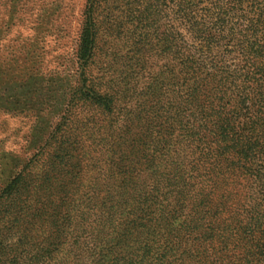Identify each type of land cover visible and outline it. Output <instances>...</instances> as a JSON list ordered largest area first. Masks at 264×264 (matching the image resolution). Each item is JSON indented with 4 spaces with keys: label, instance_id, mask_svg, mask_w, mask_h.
I'll list each match as a JSON object with an SVG mask.
<instances>
[{
    "label": "rangeland",
    "instance_id": "obj_1",
    "mask_svg": "<svg viewBox=\"0 0 264 264\" xmlns=\"http://www.w3.org/2000/svg\"><path fill=\"white\" fill-rule=\"evenodd\" d=\"M234 1L0 0V264H136L142 256L167 261L176 257L164 254L169 245L192 250L200 243L197 228H210L216 219L207 208L194 216L196 229L185 228L181 217L131 222L132 215L122 213L114 186L107 184L113 169L100 154L103 125L116 131L130 119L129 130L142 135L137 146L158 144L170 113L182 111L186 58L198 63L200 88L207 77L219 91L247 79L260 83L264 56H247L250 18L242 14L254 16L264 0H245L236 14L224 12ZM89 16L94 47L85 77L110 97L109 115L74 100L82 86L75 53ZM212 96L207 93L205 101L212 103ZM261 102L254 129L263 137ZM244 121L233 120L236 127ZM174 137L182 156L183 134L177 129ZM257 159L264 165V155ZM15 178L20 186L7 192ZM260 178L247 195L253 193V207L243 211L250 264H264L249 233L264 230V172ZM231 186L225 188L238 195L239 187ZM205 207L211 209L208 201Z\"/></svg>",
    "mask_w": 264,
    "mask_h": 264
},
{
    "label": "trees",
    "instance_id": "obj_2",
    "mask_svg": "<svg viewBox=\"0 0 264 264\" xmlns=\"http://www.w3.org/2000/svg\"><path fill=\"white\" fill-rule=\"evenodd\" d=\"M244 2L235 0L230 9L225 7L223 11L236 14ZM251 3L255 6L256 1ZM242 18H250L245 28L250 26L251 29L245 30L247 34L243 46L251 54L247 56L255 59L264 56V2L259 3L254 16L242 14ZM256 37L262 41L256 43ZM78 41L75 57L82 86L74 93V100L80 97L89 106L109 115L112 112L110 97L88 86L85 77L94 47L91 16L82 21ZM204 48L212 49L211 45ZM196 65L198 63L186 58L182 79V111L178 116L170 113L163 134L158 137V144L148 142L137 146L136 140L139 141L142 135H135L129 130L131 123L127 125V122L130 119H125L116 131L103 125L104 145L100 154L106 155L115 177L109 179L107 184L114 186L116 203L124 215H132L129 217L131 222L138 217L155 216L166 221L181 217L185 228L196 229L193 218L203 214L205 208L208 214L216 216L210 228L203 227L201 231L197 228L200 243L191 247L192 250L172 244L164 254L176 257L165 261L156 256L148 262L146 256H142L136 264H250L251 251L247 250L249 236L243 223V211L247 212L253 207L250 203L253 193L247 195L264 172V165H258L261 160L257 159L259 155H264V135L262 133V137L254 129L263 106L264 65L258 68L260 83L252 85L245 77L247 80L240 81V84H232L230 91L214 90L210 84L215 81L209 77L205 79L204 87L200 88L197 77L200 72ZM207 93L213 95L212 103L205 101ZM225 101L229 105L225 106ZM249 101L251 105L247 104ZM241 118L245 121L238 122L236 127L233 120ZM177 129L183 134L182 148L185 153L183 151L182 156L176 153L178 141L174 132ZM59 148L56 152L60 162L65 160V155L64 149ZM202 173L208 177L199 180ZM240 176L245 183H240ZM20 182L19 178H15L5 190L13 193ZM231 185L239 187L238 195L225 188ZM153 199H157V203ZM207 201L211 209L205 207ZM249 233L256 236L252 248L263 254L264 230L250 229ZM216 241L223 246L221 251L215 249L218 246L215 245Z\"/></svg>",
    "mask_w": 264,
    "mask_h": 264
}]
</instances>
